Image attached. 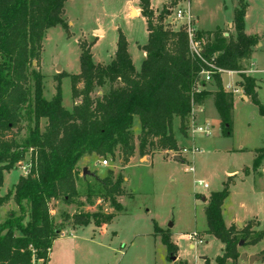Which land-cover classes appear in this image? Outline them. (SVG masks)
I'll return each instance as SVG.
<instances>
[{
    "label": "trees",
    "instance_id": "16d2710c",
    "mask_svg": "<svg viewBox=\"0 0 264 264\" xmlns=\"http://www.w3.org/2000/svg\"><path fill=\"white\" fill-rule=\"evenodd\" d=\"M67 0H0V188L3 173L15 170L29 154L28 173L5 195H0V208L12 201L19 216L11 213L0 224V264H47L49 250L54 241L61 238L50 214L49 203L62 201L65 205L77 204V166L89 155L114 157L118 150L122 167L135 154L140 157L157 153L178 152L172 125L179 119V132L186 134L185 121L194 106L202 105L207 97L220 122L224 137L232 135L233 95L222 86L221 75L213 74L214 92L204 89L201 72L208 70L191 56L189 42L183 29L173 30L162 24L169 15L163 9L156 17L150 0H139L140 15L144 18L147 42L139 49L145 58L137 72L128 54V44L121 31L112 61L108 65L92 62L91 44L78 40L80 49L79 73L69 75L60 72L54 76L55 94L47 101L42 94V75L31 71L32 63L40 69L42 41L46 32L60 26L68 34L64 21V5ZM247 5L237 0L232 28L225 31H199L204 41L202 58L223 72H238L239 86L243 93L264 117V107L256 93V81L242 73L240 62L248 59L259 39L244 33V17ZM30 77L33 82L30 86ZM69 78L72 109L62 106L61 79ZM108 87L107 92L94 96L96 90ZM32 90V92H31ZM31 98V103L29 100ZM28 105L33 127L23 143L16 138L22 131L21 112ZM137 118L140 133L137 145L132 124ZM44 120V129L40 122ZM137 146V148H136ZM264 158V148L257 151L252 163L256 170ZM102 187V198L116 211H121L117 199L126 195L123 177L112 172L103 179L96 177ZM230 182L222 191L212 193L207 199L204 215L205 235L213 236L222 245V255L214 264L238 261L239 246L256 245L264 230L253 231L248 223L241 229L235 224L226 227L222 219V206L229 196ZM26 224H23L25 219ZM114 215L79 213L72 217L73 227L89 224L100 228L107 225ZM101 219V221H99ZM167 249L168 258L176 255V246L168 233L159 232ZM261 255L264 256V250ZM176 259V257H175ZM264 260V258H263ZM187 264L185 261H172ZM205 264H209L205 260Z\"/></svg>",
    "mask_w": 264,
    "mask_h": 264
},
{
    "label": "rangeland",
    "instance_id": "374dc122",
    "mask_svg": "<svg viewBox=\"0 0 264 264\" xmlns=\"http://www.w3.org/2000/svg\"><path fill=\"white\" fill-rule=\"evenodd\" d=\"M182 1L150 0V7L155 17L154 23H157L158 14L163 9H168L169 15L164 18L162 24L175 31L182 29L178 25H171L173 9ZM244 2L247 5L246 22L244 21L246 31L259 39L258 44L252 48V53L255 52L252 69L259 72L255 75L249 72L250 57L242 60L240 66L246 76L257 82L256 86L260 88L257 97L264 107V0H244ZM183 4L185 5V2ZM131 7L139 9V0H67L65 2L64 21L68 25V34L60 26L48 30L42 41L40 69H36L35 65L31 67V71L40 72L43 77L42 94L45 100H51L55 94L53 79L56 73L65 72L69 75L79 73L78 40L93 44L91 55L94 64L108 65L116 50L117 31H121L126 38L128 54L135 70L139 71L144 60L143 52L139 47L146 44L147 31L145 20L140 14L136 16L132 9L128 15ZM189 8L200 29L221 28L225 31L224 34L234 33L233 28L227 25L233 20L237 0H190ZM98 27L103 28L105 33L101 38L95 39L102 35V30L100 35L93 33ZM32 82L33 79L30 77V86ZM230 82V75H224L225 85L229 86ZM205 85L214 87L212 81ZM240 89L246 97L242 87ZM107 90V86L96 90L94 96L102 95ZM61 97L63 108L71 111L69 78L61 79ZM247 100L248 103L235 100L230 137L221 135L219 118L215 112H207L205 117L209 135L199 134L194 136L193 140L181 139L179 123L175 122L174 134L180 146L190 149L193 144L200 151L193 156L183 154L181 151L176 152L177 154L171 152L168 155L157 153L149 156L145 162V156L140 157L136 149L125 169L122 167L118 150L115 151L113 158L109 155L103 158L92 155L85 157V168L89 174L83 176L84 168L77 166L76 188L79 198L76 201L80 205H65L60 200L49 203L50 214L54 217L55 225L61 230L63 237L53 242L47 264H174L168 258L167 249L158 231L170 235L171 243L176 246V262L205 264V260H208L209 264H214L215 259L222 255L223 245L213 236L204 234L207 229L204 208L209 195L222 191L228 181L231 183L229 196L222 206L225 226L229 227L239 222L243 227L251 223L254 229L253 225L257 222L264 230V175L261 174V167L256 170L252 168L257 151L264 148V117L258 114L257 108L248 98ZM44 126L45 121L42 120L41 131ZM21 127L22 131L16 138L19 143H23L33 127V118L28 105L21 112ZM185 127L188 130V120L185 121ZM132 133L137 145V137L140 133L137 118L133 120ZM174 155H181L180 161L172 158ZM102 160L108 162L107 167L100 165ZM29 163V154H26L24 161L18 164L15 170L3 173L0 195H5L20 177L26 176ZM261 164L264 165V159ZM190 166L194 169L193 174L185 172ZM231 169L238 172L230 171L227 174ZM108 172H112L113 177L118 174L123 177L126 195L117 200L121 211L111 208L102 198V187L95 180L96 177L103 179ZM199 181L206 184L207 189L200 187L197 184ZM11 213L19 216L17 206L9 201L0 208V224ZM79 213L110 214L114 215V218L102 230H98L92 223L75 230L67 229L72 226V217ZM27 221L26 218L23 224ZM261 229L258 228L256 232L262 231ZM193 233L203 240L202 244L188 240V236ZM191 244H194V247H190ZM260 248H264V237L256 245L239 246L238 251L240 255L250 256L249 254ZM261 253L262 251L257 255ZM227 264L248 263L238 259L234 263ZM255 264H264V260Z\"/></svg>",
    "mask_w": 264,
    "mask_h": 264
},
{
    "label": "crops",
    "instance_id": "0c3cea01",
    "mask_svg": "<svg viewBox=\"0 0 264 264\" xmlns=\"http://www.w3.org/2000/svg\"><path fill=\"white\" fill-rule=\"evenodd\" d=\"M134 10V12H135V14H136V16H139V14H140V9H136V8H134V7H131L130 9H129V12H128V15H130V11L131 10ZM246 13H245V17H244V21L246 22ZM233 21V20H232ZM232 26V22H230L227 26L229 27V26ZM195 26H196V29L198 30V31H213V30H202V29H200L198 26H197V24H196V21H195ZM219 29H221V28H219ZM97 30H102V35L101 36H99V37H96L95 39H98V38H101L103 35H104V29L103 28H101V27H98L97 29H94L93 30V33H95ZM222 30V29H221ZM232 32V31H231ZM244 33L247 35V36H253V35H251V34H249L247 31H246V24L244 25ZM231 34H233V33H231ZM259 45L261 46V44L259 43ZM254 54H255V52H253L252 54H251V56H250V62H251V69H250V73L251 74H253V75H255L256 73H258L259 71L258 70H253L252 69V67L254 66V62H253V56H254ZM143 55H144V58H145V54L143 53ZM114 57V56H113ZM113 59V58H112ZM132 60V59H131ZM112 61V60H111ZM110 61V62H111ZM143 62V61H142ZM132 63H133V61H132ZM134 66V65H133ZM135 68V67H134ZM58 69H60V68H58ZM61 70V69H60ZM140 70V69H139ZM138 72V71H137ZM56 74H58V73H56ZM55 74V75H56ZM236 73L235 72H231V73H223V74H221V82H222V86H223V88H224V90L226 91V92H229V93H232V90L233 89H237L239 92L237 93V94H233L232 93V95H233V110H234V107H235V100L236 99H239L240 101H242V102H244V103H248L247 101V98L246 97H244L243 96V94H242V92H241V86H239L238 85V83H240V81H241V79H240V76H239V74L236 76L235 75ZM224 75H230V80H231V82H230V85L229 86H227V85H225V83H224ZM256 85H257V82H256ZM214 88V89H213ZM211 87V85H208V87H206V85L204 86V89L206 90V91H208V92H214L215 91V87ZM260 88L259 87H257L256 86V93L258 92V90H259ZM207 112H215L216 113V111H215V108H214V106H213V102H212V98L211 97H207L206 99H205V101H204V103L202 104V105H196V106H194L193 107V109H192V111H191V114L188 116V118L186 119V120H188L189 121V128H188V130H187V128H186V134L185 135H181L180 134V132H179V134H180V137H181V139H183L184 141H188V140H190V139H192L193 140V138H194V136H196V135H199V133H192V130H193V128H195L196 127V125H197V127H206L207 128V131H208V135H209V133H210V131H209V128H208V125L206 124V122H205V117H206V114H207ZM216 115H217V113H216ZM200 118V119H199ZM199 119V121H196V120H198ZM44 121V120H43ZM178 122L179 123V126H180V121H179V119H177V118H175L174 120H173V125H172V130H173V135H174V138L176 139V137H175V122ZM196 122H199L200 124H196ZM179 129V128H178ZM200 135H203V134H200ZM204 136H207V135H204ZM187 137V138H186ZM176 142H177V146H178V151L180 152L182 149H186V147H181L180 146V144H179V142H178V140L176 139ZM192 142H194V141H192ZM192 147H195V146H193V144L191 145V148ZM196 148V147H195ZM169 153H171V152H169ZM169 153H163V154H166V155H168ZM90 156V155H89ZM92 156H96V155H92ZM85 157H87V156H85ZM85 157H83L81 160H80V162L78 163V166L79 167H81L82 169L83 168H85L86 166H85V163H84V159H85ZM96 157H98V156H96ZM145 158V162L148 160V158H149V156H145L144 157ZM132 159V158H131ZM131 159H130V161H131ZM181 159V158H180ZM264 159V158H263ZM262 159V160H263ZM129 161V162H130ZM138 161H141V159H138ZM129 164V163H128ZM127 164V165H128ZM126 165V166H127ZM125 166V167H126ZM125 167H123L124 169H125ZM259 167H261V174H263L264 175V165H262L261 164V162H260V165H259ZM230 171H233L234 173H237L238 172V170H233V169H231V170H229L228 172H227V174H229V172ZM125 180V179H124ZM124 197V196H123ZM120 198H122V197H119L118 199H120ZM117 199V200H118ZM204 199V202L206 203V201H205V198H203ZM118 202V201H117ZM120 202V201H119ZM239 222H237V223H233V224H235L236 226H237V224H238ZM240 224V223H239ZM254 226V229L253 230H257L258 231V228H260L261 229V227H260V225H259V223H257V222H255V224L253 225ZM96 227V226H95ZM105 227V225H103V226H101L100 228H98V227H96L98 230H102L103 228ZM73 229V230H75V229H78V228H82V227H73V226H71V227H68L67 229ZM261 230H263V229H261ZM60 239V238H59ZM58 239V240H59ZM58 240H56V241H58ZM190 247H192L191 245H190ZM264 250V248H260V249H258L257 251H255V252H253V253H251V254H249L250 256H253V255H257V254H259L261 251H263ZM247 255V254H246ZM255 264V263H254Z\"/></svg>",
    "mask_w": 264,
    "mask_h": 264
},
{
    "label": "built area",
    "instance_id": "2783aa9c",
    "mask_svg": "<svg viewBox=\"0 0 264 264\" xmlns=\"http://www.w3.org/2000/svg\"><path fill=\"white\" fill-rule=\"evenodd\" d=\"M183 2H185V5L183 4ZM189 2L190 0H183L182 3L177 4L174 7L171 25H178L185 31L187 38H188V42H189V51H190L191 56L200 60L205 65V67H207L208 69V70H203L201 72V81H203L204 83H209L212 81L213 74L221 75L223 73H231V72H223L215 68V66L212 63H209L203 60L202 53L204 51L205 41L201 36L198 35L199 31L196 29V26H195L196 20L190 11ZM227 36L228 34H224V37H227ZM235 73L239 74L238 72H235ZM242 73H245V72H242ZM238 92L239 91L237 89L232 90L233 94H237ZM192 133L208 135V131L206 127H195L193 128ZM181 152L183 154H190L191 156H193L199 153L200 151L197 148L192 147L190 149H182ZM172 153H175V152H172ZM175 157L181 158V155H178V156L174 155V157L172 158H175ZM100 165L102 167H107L108 162L106 160H102ZM185 172L193 174L194 169L192 166H190L187 169H185ZM197 184L203 189H207V185L204 184L203 182L199 181ZM61 237H63V234H61ZM188 240L193 243H198V244L203 243V240L199 239L196 233L189 235ZM191 246L194 247V244H191Z\"/></svg>",
    "mask_w": 264,
    "mask_h": 264
},
{
    "label": "water",
    "instance_id": "95a60500",
    "mask_svg": "<svg viewBox=\"0 0 264 264\" xmlns=\"http://www.w3.org/2000/svg\"><path fill=\"white\" fill-rule=\"evenodd\" d=\"M231 27H232V26L230 25L229 28H231ZM95 33H96L97 35H100L99 30H97ZM32 65H35V63H32ZM174 159H175L176 161H180V158H179V157H175ZM88 174H89V172L87 171L86 168H84V169L82 170V175H83V176H86V175H88ZM202 200L204 201V199H202ZM237 227L240 229L242 226H241V224L238 223V224H237ZM263 258H264L263 255L247 256L246 254H241L240 257H239L240 261L245 262V263H248V264H254V263H256V262L262 261ZM175 260H176L175 257H174V258H170V261H175ZM203 260H205V258H203Z\"/></svg>",
    "mask_w": 264,
    "mask_h": 264
},
{
    "label": "bare ground",
    "instance_id": "6f19581e",
    "mask_svg": "<svg viewBox=\"0 0 264 264\" xmlns=\"http://www.w3.org/2000/svg\"><path fill=\"white\" fill-rule=\"evenodd\" d=\"M99 32H101V30H99ZM101 34V33H100Z\"/></svg>",
    "mask_w": 264,
    "mask_h": 264
}]
</instances>
